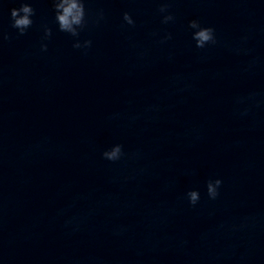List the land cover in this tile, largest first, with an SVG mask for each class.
Returning <instances> with one entry per match:
<instances>
[{"label": "clouds", "instance_id": "obj_1", "mask_svg": "<svg viewBox=\"0 0 264 264\" xmlns=\"http://www.w3.org/2000/svg\"><path fill=\"white\" fill-rule=\"evenodd\" d=\"M54 10H55V19L58 24L59 30L66 32L73 37H78L80 31L86 26L85 20V7L84 0H52ZM161 13L168 11L167 5L164 4L159 8ZM35 15V9L31 4L27 2H22L19 8H12L10 10L11 18V27L18 30L19 35H24L26 30L30 28L33 24L31 17ZM100 18H103V10L100 12ZM174 16L172 14L165 15L163 17V23H168L173 21ZM123 21L130 26L135 25V21L132 16L125 12L123 14ZM188 27L194 29L195 31L192 34L193 40L196 42V47L203 49L208 44L216 43L215 30L212 27H202L197 20H191ZM52 35V29L45 26L44 28V38H49ZM7 39V36L3 37ZM171 34H168L166 39H170ZM92 41L85 40L83 45L79 41L73 44L74 48H89L91 47ZM42 51H47V45H41ZM103 158L109 161H118L124 156L123 147L120 144L112 146L109 150H106L102 153ZM222 181L220 179L209 180L207 182V193L210 199H215L218 196V189ZM188 201L191 205L195 206L200 199V194L196 190H191L187 194Z\"/></svg>", "mask_w": 264, "mask_h": 264}]
</instances>
